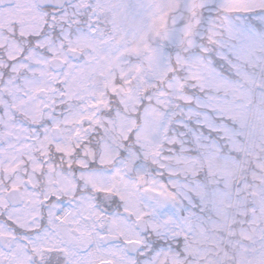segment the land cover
Segmentation results:
<instances>
[{
  "label": "clouds",
  "instance_id": "9594fccd",
  "mask_svg": "<svg viewBox=\"0 0 264 264\" xmlns=\"http://www.w3.org/2000/svg\"><path fill=\"white\" fill-rule=\"evenodd\" d=\"M0 264H264V0H0Z\"/></svg>",
  "mask_w": 264,
  "mask_h": 264
}]
</instances>
